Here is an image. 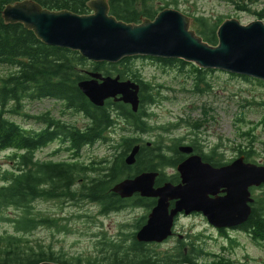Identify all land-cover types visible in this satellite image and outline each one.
<instances>
[{
	"label": "trees",
	"instance_id": "1",
	"mask_svg": "<svg viewBox=\"0 0 264 264\" xmlns=\"http://www.w3.org/2000/svg\"><path fill=\"white\" fill-rule=\"evenodd\" d=\"M22 0H0V66L12 69L6 78L0 81V153L12 151L16 158V166L3 175L0 186V221L9 220L4 217V211L15 208L21 211L18 218L12 221L16 233L12 235L0 234V264H41L51 262L55 264H199L207 254L199 247L186 252L181 247L173 253H156L148 244L137 240V232L142 224L147 222L143 218L135 227L137 231L123 232L119 239L104 238L99 243V256L95 259H76L67 261L63 256H57L51 249L36 251L28 246V236L40 227H48L57 232L68 233L67 228L60 224L59 219L44 216L35 210L40 201L65 200L76 203L85 201L84 166L70 161H46L35 159V154L53 142L61 140L67 144L66 152H72L77 159L85 146H95L98 143L109 142L108 134L118 128L120 119L126 122L123 131L152 134L157 131L161 139L173 131L180 129V125L168 127H153L149 118L153 113L148 107L157 106V88L146 82L142 74L134 69L133 58L124 59L118 64L92 63L80 56L78 52L51 47L43 44L32 31L21 24L7 25L3 19V12L8 5ZM50 11H71L78 15H88V4L91 0H32ZM110 14L126 23L139 24L140 18L152 20L158 10L152 6L153 0H110ZM160 10V9H159ZM200 29L197 32L204 41L212 46L218 45L217 27H211L206 19H199ZM155 61V59H148ZM165 68L176 65L185 66L180 60H158ZM92 66V72H100L105 76H120L121 80H132L141 83L140 107L137 113L130 105L106 102L104 107L94 106L79 89V83L88 79L86 67ZM199 74L198 84L204 83L205 71L195 68ZM197 74V76H198ZM248 79V78H247ZM261 83V82H260ZM199 86L197 93H202ZM53 99L64 103L66 110L82 113L88 124L85 129H77L60 121H54L48 116L35 117L44 129L30 131L7 118L8 115H25L23 110L26 102ZM202 124L194 125V134L201 129ZM254 138L253 132L245 134ZM162 136V137H161ZM140 140L136 137H121L113 144V156L107 160L105 166L91 168L86 166V201L99 207V215L107 216L120 212L130 206H142L152 210L156 202L148 199L124 201L112 192L114 186L133 173L124 160ZM254 141L245 150L239 149L250 160L256 154ZM145 148V147H143ZM59 152V151H58ZM57 152V153H58ZM143 152V150H142ZM139 155L140 161L143 154ZM150 151L144 150L147 155ZM109 162V164H108ZM155 166V164H154ZM144 169L153 170V163ZM89 174H95L91 177ZM264 188V186H263ZM255 198V197H254ZM128 200V199H127ZM252 214L243 226V231L249 234L258 244H264V200L256 199L252 205ZM128 227V226H127ZM132 229V227H131ZM231 245L235 242L231 241ZM202 264H233L225 259H214Z\"/></svg>",
	"mask_w": 264,
	"mask_h": 264
},
{
	"label": "rangeland",
	"instance_id": "2",
	"mask_svg": "<svg viewBox=\"0 0 264 264\" xmlns=\"http://www.w3.org/2000/svg\"><path fill=\"white\" fill-rule=\"evenodd\" d=\"M258 1L180 0V9L191 18L206 17L209 20L212 17L233 16L242 25H248L259 19L255 16L261 8L260 5L255 4ZM153 3L152 6H155L157 10L162 9L166 4L165 0H153ZM238 8H246V13H237ZM198 23L197 21L192 24V30L196 33L200 29ZM155 60L156 62H152L143 57L133 58L134 69L142 74L146 82L152 83L157 88V106L147 108V111L154 115L149 118L151 126L168 127L181 124L180 130L176 133L183 135L193 133L194 125L200 123L202 127L196 135L198 139L211 147H220L228 151L227 155L236 153L242 147L247 150L253 140L256 154L250 159L251 163L264 166L263 81L247 79L224 71L203 70L193 63L165 68L163 63L158 61L159 59ZM91 68L92 66L86 67V70L91 71ZM195 68L205 71L204 83L198 84L199 74L196 73ZM11 71L9 67L0 66V81ZM197 86L204 91L197 93ZM23 113L28 117L8 115L7 118L30 131H38L46 127L45 124L35 120V117L42 116H48L54 121L82 130L88 124L84 114L66 110L64 103L53 99L26 102ZM117 125L118 128L108 134L111 139L109 142L85 146L77 159L73 158L72 152L65 151L67 144H62L61 140L37 151L35 159L41 162H77L82 166L85 163L88 167L100 168L107 161L105 159L112 158L113 144L117 143L121 137H137L131 131L121 130L126 127L123 119H120ZM251 131L254 138L245 135ZM156 133L157 131L148 134L143 139L147 142L153 141L157 136ZM15 164L16 158L13 157L11 150L0 153V186L4 173L12 170ZM89 175L94 177L95 174ZM253 196L264 200V188H258ZM129 205L120 212L100 217L99 207L88 201L86 203L65 200L40 201L36 204L35 210L44 216L59 219L60 224L69 232L62 233L48 227H40L26 236L29 241L28 246L36 251L51 249L57 256H63L70 262H75L80 257L86 261L90 258L95 259L100 255L99 243L104 238L119 239L123 232L137 231L135 227L138 222L145 217L148 218L151 212L146 207H134L132 203ZM20 214L21 211L15 208L4 211V217L9 220L0 221L1 235L16 233L15 224L12 221ZM177 232L198 240L197 247L207 254L198 259L199 264L211 262L217 258L231 261L233 264H264V244H258L249 234L233 232L229 234V239L225 236L221 237L211 231L207 222L199 216L181 218L177 223ZM231 241L235 244L231 245ZM176 244L173 242L169 245L151 246L150 249L161 254L173 253Z\"/></svg>",
	"mask_w": 264,
	"mask_h": 264
},
{
	"label": "water",
	"instance_id": "3",
	"mask_svg": "<svg viewBox=\"0 0 264 264\" xmlns=\"http://www.w3.org/2000/svg\"><path fill=\"white\" fill-rule=\"evenodd\" d=\"M107 0H91V14L78 15L71 11H50L32 0L8 5L3 12L7 25L21 24L32 31L43 44L78 52L92 63L118 64L127 58L180 60L193 63L203 70L224 71L264 82V23L254 21L242 25L238 20L224 22L217 31L218 45L212 46L192 30L193 19L176 10H162L154 20L143 19L139 24L126 23L110 15ZM88 79L79 89L96 107L106 102L130 105L137 113L141 86L120 76H105L86 72ZM190 153L191 148L182 147ZM140 146H135L125 163L132 166ZM199 159V158H198ZM194 159L178 167L183 183L155 188L158 173H144L116 184L112 192L121 199L136 194L157 199L147 222L137 232L141 243L162 244L173 235L176 217L183 213H202L217 228H237L248 222L255 203L252 189L264 185V166L246 163L244 157L219 170L208 167L207 178L196 176ZM222 185L229 196L207 200L202 185ZM176 201L170 210L171 202ZM41 264H55L43 262Z\"/></svg>",
	"mask_w": 264,
	"mask_h": 264
},
{
	"label": "flooded vegetation",
	"instance_id": "4",
	"mask_svg": "<svg viewBox=\"0 0 264 264\" xmlns=\"http://www.w3.org/2000/svg\"><path fill=\"white\" fill-rule=\"evenodd\" d=\"M106 2L111 11L110 0H107ZM165 3H166L165 6L162 7V9L158 10L157 14L164 9L165 10L166 9L176 10V11L181 12L182 14H185L180 9V4H181L180 0H172V1L165 0ZM255 4L258 6L259 5L261 6V8L259 9L258 13L255 14V16L259 18L257 19L258 21L264 23V0H259L258 3H255ZM236 12L246 13V8H238ZM89 14H91V11ZM185 15H187V13ZM155 17H153L152 20H154ZM189 18L191 17L189 16ZM143 19H149V18H144L142 16L140 18V21H142ZM191 19H193V22L197 23V21L201 18H191ZM206 20L209 26L217 27V31H218V28L224 22L229 21V20H237V19H235V17L232 16V17H227V18L212 17L209 20L206 18ZM177 131H173L171 134L166 135V137L161 136L162 139L159 136H156L153 141H148V142L145 139H143L144 136H146L147 134H144V133L141 134V133L136 132V135H137L136 138H138L140 142L136 143L135 145L140 146V151L136 157L135 164L132 166L127 165L128 167H132L135 169H133V173L131 175L126 176L125 179H133L144 173H158V176L155 181V188L163 187L166 184H172L174 186H178L183 183L182 176L180 172L178 171V167L184 162L190 160L191 158L194 159L193 164L196 166V168L198 167L195 172L196 176L203 177V178H207L206 170H208V167L219 170L221 168L230 166L231 164H233L236 160L240 159L241 157H244V161L246 163L252 162L251 160H248L246 155L242 154L240 151H237L236 153H231V155H227L228 151H225L224 149L220 147L209 146L207 143L198 139V137L194 134L195 132L191 134L184 133L183 135H177L176 133ZM182 147L191 148L192 152L190 153L184 152L181 150ZM146 149L150 151L147 155L144 154V150ZM141 152L143 156H142L141 162H139L140 161L139 155L141 154ZM106 162L104 163V166ZM150 163H153V170L144 169ZM83 185H84L85 203H86V164L85 163H84ZM202 188L204 189V193L207 197V200L209 201L221 200L229 196L228 188L222 185L213 184L211 187H209L207 184H204L202 185ZM256 190L257 189H252V192L254 193ZM139 199L153 200L157 203V199L144 198L140 194H136L132 198L128 200L126 199L124 201H128L129 203L131 201H136ZM175 205H176V201L171 202L170 210L174 209ZM195 216H199L203 218L207 222L209 229L211 231H214L216 234L220 235L221 237L225 236V238L229 239L230 233H233V232H243L244 233L243 226L246 223L237 228H217L211 225L202 213L194 212L187 216L183 212L179 214L175 219V226L173 228L172 237L168 238L162 244L151 243L148 245L149 246H163V245H169V244H172L173 242H176L177 244L175 245L174 249L181 247L186 252L193 251L199 244L198 240H195L189 236L185 237L181 235L180 233L178 234L177 223L181 218H191Z\"/></svg>",
	"mask_w": 264,
	"mask_h": 264
},
{
	"label": "bare ground",
	"instance_id": "5",
	"mask_svg": "<svg viewBox=\"0 0 264 264\" xmlns=\"http://www.w3.org/2000/svg\"><path fill=\"white\" fill-rule=\"evenodd\" d=\"M130 154H131V153H130ZM130 154H129V155H130ZM129 155H128V156H129Z\"/></svg>",
	"mask_w": 264,
	"mask_h": 264
}]
</instances>
